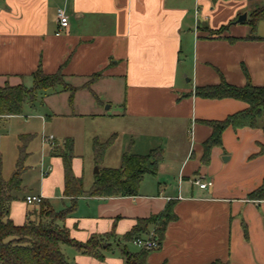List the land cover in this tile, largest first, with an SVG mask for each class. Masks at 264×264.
I'll return each mask as SVG.
<instances>
[{"label": "crops", "instance_id": "0c3cea01", "mask_svg": "<svg viewBox=\"0 0 264 264\" xmlns=\"http://www.w3.org/2000/svg\"><path fill=\"white\" fill-rule=\"evenodd\" d=\"M246 2L0 0V86L33 84L38 68L47 74L61 71L76 91H46L44 106L50 98H62L65 112L52 110L54 116H88L108 125L105 138L98 128L89 133L86 150L77 137L57 140L62 146L73 138L72 168L85 190L96 174L89 148L93 139L116 135L103 167H120L126 152L164 150L158 174L145 176L138 195L76 199L71 213L58 221L73 239L87 242L93 235L114 234L104 260L62 245L70 264H124L121 250H129L124 234L138 218L161 212L171 199L177 219L168 224L160 248L148 254L149 264H264V200L248 199L264 178V153L259 154L264 131L226 128L222 146L214 147L204 164L203 143L212 129L200 120L224 119L247 105L195 94L198 86L219 83L221 75L231 84L245 85L244 67L254 84L264 86V40L230 42L229 37L247 36L243 23L235 22L219 35L208 30L234 21L246 11ZM58 9L69 17L59 35ZM95 74L100 76L92 80ZM42 165L48 173L38 186H24V194L11 203L10 217L17 225L35 219L39 209L26 202L27 195H40L57 211L72 204L64 193L62 156L52 154L49 146ZM165 175L177 177V187L162 180ZM197 178L213 184L202 188L194 183ZM149 231L153 233L152 226Z\"/></svg>", "mask_w": 264, "mask_h": 264}, {"label": "trees", "instance_id": "16d2710c", "mask_svg": "<svg viewBox=\"0 0 264 264\" xmlns=\"http://www.w3.org/2000/svg\"><path fill=\"white\" fill-rule=\"evenodd\" d=\"M261 20H264V0L250 11L247 20L242 22L249 27L247 36L229 37L228 39L232 43L237 40H264V36L257 33ZM236 21L237 18L215 31L208 30L213 31L212 35H219ZM243 69L247 79L243 86L231 84L221 75L219 83L195 88V94L202 98H233L247 105L245 109L229 114L224 119L200 120L212 129L210 136L203 143L202 162L204 164L210 162L212 149L222 146V135L226 128L250 127L262 128L264 131V86L254 84L248 70L245 67ZM64 76L61 71L47 74L42 68H38L32 74L33 84L29 89L22 85L0 86V116L20 114L24 104L33 103L37 93L41 90L68 91L72 94L76 88L64 82ZM99 76V74L93 75L92 80ZM58 85H62L61 89L57 88ZM28 139L27 137L20 138L19 156L12 175L4 178L0 173V264H70L62 250V245L73 246L81 253L104 260V251L111 249L109 237L114 233L105 236L93 235L87 242H80L73 239L67 228L61 226L58 221L64 220L71 213L75 208L76 199L82 195L104 197L138 195L145 176L158 174L164 159L163 148H152L145 154L126 152L122 156L120 167H103L101 164L106 152L114 144L116 135H112L105 141L95 138L92 149L99 172L95 174L90 189L85 190L83 178L75 176L72 168L73 138H66L62 146L57 144L51 147V153H56L63 158L64 193L72 199L71 206L57 211L49 200L42 198L38 209L39 217L29 218L24 224L17 225L10 217V207L13 200L17 198L18 192L24 188L23 176L27 169L25 160L28 156L26 150ZM259 145V154H263L264 144ZM248 199L264 200V178L261 185L248 194ZM175 203L176 201L171 199L161 212L149 217L138 218L136 224L124 234V240L132 242L136 237L148 235L152 226L155 238L161 246L168 224L177 219ZM245 234L247 236V230ZM121 251L124 264H149L147 257L151 251L140 249V251L132 252L126 247H123ZM211 264H221V262L218 260Z\"/></svg>", "mask_w": 264, "mask_h": 264}, {"label": "rangeland", "instance_id": "374dc122", "mask_svg": "<svg viewBox=\"0 0 264 264\" xmlns=\"http://www.w3.org/2000/svg\"><path fill=\"white\" fill-rule=\"evenodd\" d=\"M245 1H247V9L243 13L247 12L248 17L250 11L257 4L263 2V0ZM212 32L209 33L212 35ZM257 33L260 36H264V20L259 22ZM64 82L72 86L67 80L66 76H64ZM17 85H22L26 89L32 87L31 83H29V85L25 83H19ZM61 87L62 85L57 86L58 89H61ZM46 91L49 92V90L39 91L37 93L36 100L33 103H25L20 114L0 116V173L4 178H9L15 169L19 155L18 145L21 143L20 136L25 135L31 137V141L27 138L28 142L30 141V143L26 148L28 156L25 160V165L27 169L23 176V185L26 186L28 190L37 187L41 178L44 176L42 160L45 152L49 149L50 143L43 142V135H53L56 138L55 142L57 144H59L58 141H62L66 135H71L75 139L77 137L81 148L86 150L89 143V133L95 128H98L99 132L101 133L100 137L105 138L104 136L106 134L104 132L107 131L106 129L108 128L107 124H102L104 122H99L98 124L94 123L92 118L88 116H85L81 119L61 118L60 116H54L52 114V110L56 112H65V106L62 98L58 97L48 99V105L44 106L42 99H44ZM67 132H73L75 135L73 133ZM89 148H92L91 145H89ZM97 166L98 165H94L93 172H95ZM162 180L168 184H172V187H177L178 185L177 177L174 178L170 175H165ZM87 182L88 181L85 179V183ZM18 194H24V191L22 190L18 192ZM34 217L35 219L39 217V211L35 212ZM128 247L129 250L135 251L137 246H134L133 243L129 242Z\"/></svg>", "mask_w": 264, "mask_h": 264}, {"label": "built area", "instance_id": "2783aa9c", "mask_svg": "<svg viewBox=\"0 0 264 264\" xmlns=\"http://www.w3.org/2000/svg\"><path fill=\"white\" fill-rule=\"evenodd\" d=\"M57 15L59 20V30L56 32V34L59 35L61 34L62 30L66 29L69 26V17L63 9H58ZM42 140L43 142H49L51 147L57 145V143L55 142L56 138L53 135H43ZM43 170L44 175H46L48 173V170L44 167ZM194 183L198 184L202 188H207L208 186L213 184L212 181H203L200 178L195 179ZM25 200L28 204H39L42 200V197L40 195H27ZM132 242L141 249H146L148 251H153L160 247V243L155 238L154 233L136 237Z\"/></svg>", "mask_w": 264, "mask_h": 264}, {"label": "water", "instance_id": "95a60500", "mask_svg": "<svg viewBox=\"0 0 264 264\" xmlns=\"http://www.w3.org/2000/svg\"><path fill=\"white\" fill-rule=\"evenodd\" d=\"M247 18H248V13L245 12V13L239 15V17L237 18V21L236 22L237 23H242V22L246 21ZM98 172H99V168L97 166L96 169H95V173L97 174Z\"/></svg>", "mask_w": 264, "mask_h": 264}]
</instances>
